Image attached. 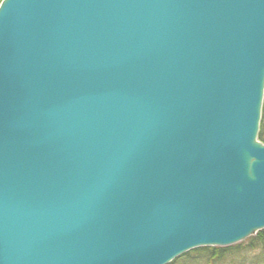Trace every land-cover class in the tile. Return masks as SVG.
Wrapping results in <instances>:
<instances>
[{
  "label": "water",
  "instance_id": "95a60500",
  "mask_svg": "<svg viewBox=\"0 0 264 264\" xmlns=\"http://www.w3.org/2000/svg\"><path fill=\"white\" fill-rule=\"evenodd\" d=\"M264 0H2L0 264H169L264 229Z\"/></svg>",
  "mask_w": 264,
  "mask_h": 264
},
{
  "label": "rangeland",
  "instance_id": "374dc122",
  "mask_svg": "<svg viewBox=\"0 0 264 264\" xmlns=\"http://www.w3.org/2000/svg\"><path fill=\"white\" fill-rule=\"evenodd\" d=\"M262 238L264 239V230L229 246H212L211 248L224 249L220 256L212 260L203 256L205 253H198L196 250L198 248H195L180 255L173 262L174 264H185L184 256L190 253V259H194L195 256L201 257L195 260V264H264V240L261 241Z\"/></svg>",
  "mask_w": 264,
  "mask_h": 264
},
{
  "label": "trees",
  "instance_id": "16d2710c",
  "mask_svg": "<svg viewBox=\"0 0 264 264\" xmlns=\"http://www.w3.org/2000/svg\"><path fill=\"white\" fill-rule=\"evenodd\" d=\"M1 1L2 0H0V3H1ZM259 138L262 140V141H264V127H262V129H261V132H260V134H259ZM262 234V233H261ZM256 239V238H255ZM264 239L262 238V240L261 241H263ZM197 250V252L198 253H205L203 256H205L206 258H210L211 260L213 259V258H215V257H218V256H220L222 253H223V251H224V249L222 248V249H216V248H211V247H202V248H198V249H196ZM195 250V251H196ZM190 253H188L187 255H185L184 257V259H186V263L185 264H187V263H189V264H195L196 263V259H201V257H197V256H195L194 257V259H190V255H189ZM187 259H189V260H187ZM173 262V261H172ZM173 264H174V262H173ZM262 264V263H261Z\"/></svg>",
  "mask_w": 264,
  "mask_h": 264
},
{
  "label": "flooded vegetation",
  "instance_id": "af4514ba",
  "mask_svg": "<svg viewBox=\"0 0 264 264\" xmlns=\"http://www.w3.org/2000/svg\"><path fill=\"white\" fill-rule=\"evenodd\" d=\"M262 127H264V103H263L262 116H261V122H260V132H261Z\"/></svg>",
  "mask_w": 264,
  "mask_h": 264
},
{
  "label": "bare ground",
  "instance_id": "6f19581e",
  "mask_svg": "<svg viewBox=\"0 0 264 264\" xmlns=\"http://www.w3.org/2000/svg\"><path fill=\"white\" fill-rule=\"evenodd\" d=\"M258 139H259V137H258Z\"/></svg>",
  "mask_w": 264,
  "mask_h": 264
}]
</instances>
